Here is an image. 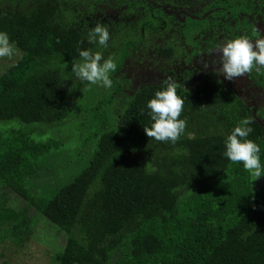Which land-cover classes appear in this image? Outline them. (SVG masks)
Returning a JSON list of instances; mask_svg holds the SVG:
<instances>
[{
  "label": "trees",
  "instance_id": "obj_1",
  "mask_svg": "<svg viewBox=\"0 0 264 264\" xmlns=\"http://www.w3.org/2000/svg\"><path fill=\"white\" fill-rule=\"evenodd\" d=\"M155 1L185 5L187 0ZM56 2L0 0V31L8 33L20 54L0 73V120L21 125L0 131V187L25 201L22 209L0 208V251L27 238L32 225L27 212L33 208L65 235L61 250L52 253L55 264H111L112 259L113 264H264V175L252 181L242 163L224 156L228 135L251 118L253 132L246 139L259 145L264 170V99L255 112L259 121L217 79L204 77L187 91L175 82L184 99L185 132L175 144L148 138L143 128L153 121L147 103L165 84L141 87L121 108L113 105L118 85L89 107L83 105L92 91L87 81L72 76L70 66L88 42L57 19ZM209 9L216 11L177 22L185 45L208 28L217 34L219 23V31L232 36H259L245 20L210 22L212 15L239 9L264 17V0H217ZM160 13L149 11L154 17L143 19L140 27L162 28ZM140 41L125 42L115 72L130 51H138ZM177 44L173 38L153 50L169 58L184 51ZM246 78L264 93V69ZM80 117L92 129L87 165L51 193L31 191L28 181L43 171L41 159L64 144L52 134L40 140V130ZM9 257L0 256V264H22Z\"/></svg>",
  "mask_w": 264,
  "mask_h": 264
},
{
  "label": "rangeland",
  "instance_id": "obj_2",
  "mask_svg": "<svg viewBox=\"0 0 264 264\" xmlns=\"http://www.w3.org/2000/svg\"><path fill=\"white\" fill-rule=\"evenodd\" d=\"M141 1L144 3L143 5H139ZM149 1L102 0L97 6V10L94 9L90 13L87 10L90 8L93 9L92 0H55L57 4V19L64 21L69 28L79 30L87 42L89 30L97 23H102L108 27L110 33L108 47L104 48L98 44H90L88 42V49L92 52H101L105 59L111 57L116 66L122 57L125 42H139L138 36L141 38L142 43H140L138 51H130L128 57L122 63V68L112 75L111 73L109 74L113 81L112 85L121 87L120 91L114 94L113 105H116V108H121L134 92L145 85H156L169 80L178 82L187 91L193 90L202 78L210 77L219 80V82L233 90L236 97L241 98L246 106L250 108V113L256 120L261 121L260 116L255 112L264 99V93L260 92L254 86L249 85L246 75L245 77L228 81L215 70L220 67L218 46L224 44L225 41L239 37L219 31L222 25L219 23L217 34L212 33V30L208 28L203 31L202 35L193 34L191 36L192 42H194L193 44L199 47L197 49V57L195 55L191 56L190 53L193 44L190 46L184 44L179 27L176 24L166 26L163 24V29L158 32L150 33L145 30L144 35L141 36L142 32L138 31V28L142 20L148 18L146 20L149 21L154 17L148 16L147 14L150 11L149 5L147 4ZM216 1L187 0L185 5L181 7L184 11L186 10L193 15L204 12V15L207 17L210 13L216 11L215 9L208 12L212 3ZM133 2H135L134 6H132ZM125 8L127 10L124 13ZM160 12L164 18H171L173 20L181 17L184 18L175 9L168 8L164 12ZM98 15H100L99 19ZM102 17L104 19H101ZM249 18H253V21L256 22L255 29L260 33V36L256 39L264 37V30L262 28L264 17L261 15H253L249 16ZM221 20L222 17L219 15L211 16V21L213 22L217 21L218 23ZM225 20H229V17L226 16ZM173 38H177L179 50L186 48L184 50L187 53L185 56L193 57L190 59V63L181 59L183 51L169 58L160 57L157 53H154V50H158L162 45L165 46V43ZM256 39L251 41H255ZM19 55L18 52V55L14 56L11 60L8 58L0 59V73L13 63ZM183 68H186L188 72L181 73L180 75L179 73ZM72 76L75 77L74 74ZM87 87L92 92L88 99H84L83 105L87 104L88 107L92 102L102 96L106 89L109 90V94L114 91L113 87L108 89L91 85L89 82ZM116 108L113 109L114 113L118 111ZM20 126V122L17 120H0L1 132L7 128ZM40 131L41 134L37 135V137L41 138L40 140H46L52 134L55 138L64 141V144L60 148L45 155L41 159L43 171L36 178L28 181V186L31 191L45 192L51 190L49 192L51 193L75 178L87 165L90 157L89 144L93 139L90 134L92 129L88 128L86 119L80 117V120L76 119L74 122H66L58 127H42ZM36 134L37 132L33 133V137ZM3 206L9 209H22L25 206V201L15 196L12 192L7 191L5 188L0 187V208ZM27 215L31 218L30 221L32 222L31 227L27 229V238L25 237L18 246H11L8 241L9 243L5 249L2 252L0 251V256L5 253L10 256L8 259L13 261L15 259V262L22 264H55L52 253L61 250L65 243V235L43 216L37 215L33 208L28 210ZM111 264H113V259L111 260Z\"/></svg>",
  "mask_w": 264,
  "mask_h": 264
},
{
  "label": "clouds",
  "instance_id": "obj_3",
  "mask_svg": "<svg viewBox=\"0 0 264 264\" xmlns=\"http://www.w3.org/2000/svg\"><path fill=\"white\" fill-rule=\"evenodd\" d=\"M109 39L108 27L102 23H97L88 32L90 44L107 48ZM218 52L220 67L215 70L228 81L245 77L253 70L261 73L264 69V37L255 41L244 36L228 40L218 46ZM16 55L18 48L10 41L8 33L0 31V59L11 60ZM79 57L80 60L71 66V71L77 78L91 85L112 87L113 81L109 74L115 72L117 66L111 57L105 59L101 52H92L90 49L79 50ZM164 84L147 103L153 123L151 127H144L143 131L148 138L175 144L187 127V121L180 119L184 99L177 95L174 81L166 80ZM253 122L251 118H244L233 128L226 139L224 156L233 163H242L252 181H255L264 175V170L260 163L259 145L246 139L253 132L250 126Z\"/></svg>",
  "mask_w": 264,
  "mask_h": 264
},
{
  "label": "flooded vegetation",
  "instance_id": "obj_4",
  "mask_svg": "<svg viewBox=\"0 0 264 264\" xmlns=\"http://www.w3.org/2000/svg\"><path fill=\"white\" fill-rule=\"evenodd\" d=\"M94 2H92V5H93V10L95 9V10H97V6L99 5V2H101L102 0H93ZM124 1H127V0H124ZM153 0H150L147 4L149 5V8H150V11H152V10H154V9H156L157 11L158 10H160V11H163L164 12V10L165 9H168V8H171V9H175V10H177L178 12H179V14H180V16L182 15L184 18L185 17H191V18H197V15H193V14H191L190 12H187L186 10L184 11L183 10V8L181 7L182 5L180 4H168V3H157V2H155V0L152 2ZM236 5H238L239 3H235ZM130 5H131V3H130ZM132 6H134V5H132ZM125 11H124V13L126 12V10H127V8H125L124 9ZM212 10H215V9H209L208 10V12L209 11H212ZM99 12V11H98ZM182 13V14H181ZM103 14V13H102ZM203 16H205L204 15V12H203V14H202ZM210 15H211V13H210ZM253 15H259V14H256L255 12H252L251 14H248V13H245L242 9H239L238 11H236V14H231V13H229L228 11H226L225 12V15H224V17H222V20H221V23H225V22H228V21H231V24L233 25L235 22H242L241 24H243V21L245 20V25L246 24H248L247 25V27L246 28H248V26L250 25V23H252V25H253V27H256V22L255 21H253V18H249V16H253ZM226 16L227 17H229V20H225L224 21V19H226ZM105 17V16H104ZM104 17H102L101 19H104ZM206 17V16H205ZM208 17V16H207ZM100 18V15H98V19ZM164 18V17H163ZM184 18H177L176 20H173V19H171V18H164L165 20H163L162 21V24H165V26L166 25H171V24H176L177 25V22H180V21H183L184 20ZM179 19V20H178ZM231 19V20H230ZM95 20V19H94ZM91 21V20H90ZM96 21V20H95ZM207 22H209V21H207ZM214 24V22L213 21H211L210 22V25L212 26ZM262 28H263V26H262ZM161 29H163V27L162 28H160L159 30H157V31H153V32H158V31H160ZM249 29V28H248ZM138 31H141L142 33V35L141 36H143L144 35V32H145V30H144V28L143 27H140L139 26V28H138ZM146 31H148L147 29H146ZM149 32V31H148ZM150 33H152V32H150ZM214 36V35H213ZM259 36H260V33H259ZM215 37V36H214ZM140 41V40H139ZM140 42H142V40L140 41ZM165 44H167V43H165ZM163 46V45H162ZM199 47L198 46H196V45H194L193 44V46H192V49H191V53H190V55L191 56H196L197 57V49H198ZM186 49V48H185ZM184 49V50H185ZM138 50V49H137ZM187 53L186 52H184L183 51V56H185ZM182 56V57H183ZM191 56H186V58L185 59H187V57H188V62L187 63H190V59L191 58H193V57H191ZM161 57V56H160ZM182 57H181V59H182ZM185 59H183V61L185 60ZM188 71H187V69L186 68H183L182 70H181V72L179 73L180 75H181V73H187ZM146 86V85H145ZM143 87V86H142ZM119 88V87H118ZM121 88V87H120ZM120 88H119V90H120Z\"/></svg>",
  "mask_w": 264,
  "mask_h": 264
}]
</instances>
